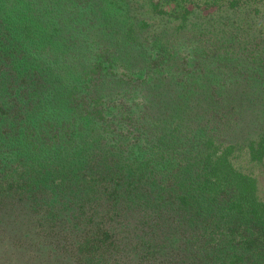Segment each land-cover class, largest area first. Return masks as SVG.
<instances>
[{
  "label": "trees",
  "instance_id": "trees-1",
  "mask_svg": "<svg viewBox=\"0 0 264 264\" xmlns=\"http://www.w3.org/2000/svg\"><path fill=\"white\" fill-rule=\"evenodd\" d=\"M0 264H264V0H0Z\"/></svg>",
  "mask_w": 264,
  "mask_h": 264
}]
</instances>
